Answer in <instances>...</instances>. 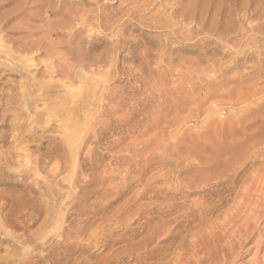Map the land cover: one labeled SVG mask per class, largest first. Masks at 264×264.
Returning <instances> with one entry per match:
<instances>
[{
	"label": "rangeland",
	"instance_id": "rangeland-1",
	"mask_svg": "<svg viewBox=\"0 0 264 264\" xmlns=\"http://www.w3.org/2000/svg\"><path fill=\"white\" fill-rule=\"evenodd\" d=\"M124 1L87 0L91 4L74 8L106 12L114 24L123 17ZM18 3L0 0V38L14 53L8 59L0 47V264L49 254L70 255V264H105L108 255H120L126 264H264V0L152 3L146 18L187 12L196 19L189 21L186 43L168 44L169 30L124 17L134 23L121 32L129 42L121 56L100 64L99 92L83 112L82 103L68 99L83 86L77 65L71 69L75 79L51 72L76 63L71 49L84 46L88 30L53 32L54 58L20 51V44L48 26L32 2L24 11ZM223 24L243 35L216 40L212 34ZM119 29L104 31V45L91 56L114 48ZM130 43L136 49L129 50ZM182 57L189 60L187 70L181 69ZM64 101L78 111L69 114L77 121L71 142L53 115ZM77 209L81 214H74ZM63 222L70 230L64 237L57 231ZM75 243L84 249L70 250Z\"/></svg>",
	"mask_w": 264,
	"mask_h": 264
},
{
	"label": "bare ground",
	"instance_id": "bare-ground-1",
	"mask_svg": "<svg viewBox=\"0 0 264 264\" xmlns=\"http://www.w3.org/2000/svg\"><path fill=\"white\" fill-rule=\"evenodd\" d=\"M71 2H69L68 0H59V3L58 5H54L51 1L49 0H19V3L17 4V8L16 9H19V11H24L25 10V7L26 6H29L30 3L32 2L33 5H35V8H38L39 9V12L37 14V16H39V19L41 21H43L44 23H46V25L48 26L47 29L43 32V34L39 35L40 33H33V38L30 40V41H27V42H23L22 44L19 45V48H20V51H25V52H32V53H36V52H45L46 54H48L49 57H52L54 58L56 56V51H58V47H56V43H51L49 41V37H51V34H56V35H59V31H62V30H73V29H77L78 31L82 30L84 27L88 30V33H89V38L86 39L83 44L84 46H79L77 48H73V50L71 49V51H73V57L75 58L76 60V63L74 65H70V71H65L63 72V70H56V71H52L51 72V75H61L62 73H65L66 76L68 75L71 79H75L74 77V74L72 72L71 69L75 68L76 65H77V68L79 69V72H77V76L82 78L84 80L83 82V86L80 87V88H76L71 94H70V97L68 98L70 102L72 103H75L77 101H79L80 103H82L83 105L80 106V112L84 111L85 110V105L86 103L88 102V100L90 98H93L94 96H96V94L99 92L97 91L96 92V89H97V82L95 81L96 80V77L100 76L101 74H103L101 72V66L100 64L101 63H104L106 61V59L108 58H113L114 56H121L122 55V50H123V53H124V46L127 44L126 40L129 42L128 39H123V34L121 32H124L126 31L127 27L129 26H133L134 23H132L131 21H128V20H123L124 17H127L128 19L132 17V19H136L138 18V20H140V23L142 25H145L147 27H151V28H156V29H159L160 31H167L169 30V34H165L164 37H165V40L166 42L168 41V44L172 41V40H175V39H179L181 41H183L184 43H186L189 39H191L190 37V29H189V24L190 22L189 21H193V20H196V19H193V16L189 15L187 12H184L183 14H180V16H176L175 18L178 20H175L174 16L173 18H163L164 16H161L157 14V16H151L150 18H146L147 15H148V11H149V8L151 6L152 3H155L157 0H129V1H124L126 3V7H124L123 9H121L120 13H124L123 14V17L119 20H115V23L114 24H111V17L106 13V12H103V11H92V10H86V9H76L74 8L76 5L75 4H80L81 6H86L88 4H91L90 2H87V0H70ZM164 1V0H163ZM141 3H143L141 5ZM75 5V6H74ZM155 5V4H154ZM156 6V5H155ZM144 7H146L145 9H143ZM152 8V7H151ZM15 9V10H16ZM148 12V13H147ZM248 12V11H247ZM175 13V12H174ZM47 14H50L49 17H47L48 19L53 17L54 19L53 20H47V18H44L43 15H47ZM117 14V13H116ZM115 14V16H116ZM112 15V14H111ZM114 15V14H113ZM15 16V15H14ZM113 17V16H112ZM167 17V16H166ZM236 17V16H235ZM196 18V17H195ZM12 19V18H11ZM206 20V18H204ZM202 20V19H197L201 21V23L199 22V24H204L205 20ZM137 20V21H138ZM176 22H175V21ZM2 22V23H1ZM209 21H207L208 23ZM1 24H3V21H0ZM5 24L7 23L6 21L4 22ZM205 24V25H208L209 24ZM217 22L214 24V27L215 28L218 24ZM8 25V23H7ZM96 26V27H93V26ZM114 25H118L119 26V32L121 33L120 37H118L116 41V45L115 47L113 48L112 46V49L109 47H106L104 48L105 51L103 50V52L101 54H99L98 56H91L92 53L96 52V51H99L102 47V44L104 43V38L101 37V34L104 32V31H107V30H111ZM204 25V28L206 27ZM216 25V26H215ZM222 25V23H221ZM220 27H223L221 26ZM225 25V24H223ZM202 26V25H200ZM26 28H32L33 26H25ZM219 27V26H218ZM220 27H219V30L216 29V33L215 34H212L210 31L209 34H212L214 36H216V40L217 38L218 39H221V40H226L228 41L227 39H229V36L230 35H233L235 33L239 34L240 35H243V32H240V30H238L236 27L232 26L231 24L230 25H225V27H223L221 30H220ZM20 29H22L23 27H19ZM34 28V27H33ZM130 28V27H129ZM207 28V27H206ZM166 29V30H165ZM178 30L179 33H175L176 31L175 30ZM202 29V27L200 28V30ZM209 29V28H207ZM199 30V32H200ZM205 30V29H204ZM203 30V31H204ZM210 30H214V29H210ZM0 31H3V28H0ZM77 31V32H78ZM112 31V30H111ZM128 31V30H127ZM202 31V30H201ZM202 31V32H203ZM54 32V33H53ZM188 32V33H187ZM125 33V32H124ZM164 33V32H163ZM167 33V32H165ZM201 33V32H200ZM97 34V35H95ZM202 34V33H201ZM117 35V34H116ZM37 36V37H36ZM245 36V35H244ZM97 38V41H92V38ZM190 37V38H189ZM243 37V36H242ZM115 38V37H114ZM117 38V37H116ZM124 38H125V35H124ZM212 39V38H211ZM210 39V40H211ZM54 41V40H53ZM170 41V42H169ZM177 41V40H176ZM180 41V42H181ZM220 41V40H219ZM218 41V42H219ZM222 41V42H224ZM113 42V41H112ZM160 42V41H158ZM173 42V41H172ZM179 42V41H177ZM189 42V41H188ZM212 42V41H210ZM217 42V43H218ZM163 42H160L159 44H162ZM216 43V42H215ZM220 43V42H219ZM234 43V42H233ZM238 43V42H237ZM237 43H234L235 45ZM157 44V43H156ZM165 44V43H164ZM239 44V43H238ZM104 45V44H103ZM112 45V44H111ZM110 45V46H111ZM184 45V44H182ZM232 45V44H231ZM130 49L129 50H133V49H136L137 47V44H134V43H130ZM159 46V45H158ZM162 46V45H160ZM164 46V45H163ZM167 46V45H166ZM186 48H187V44L185 45ZM185 46H183V48L185 49ZM234 46V45H233ZM0 47L2 48L1 51L4 52V53H7V58L8 59H13V55L14 53H9L7 50H6V47L4 46V44L2 43V40L0 38ZM55 47H56V50H55ZM202 47V46H201ZM235 47V46H234ZM237 47V45H236ZM146 48V47H145ZM190 48V47H188ZM148 49V48H147ZM183 49V50H184ZM186 50V49H185ZM237 50V49H236ZM127 51V50H126ZM125 51V52H126ZM148 51V50H147ZM229 52V50H227ZM233 51V49H232ZM238 51V50H237ZM236 51V52H237ZM131 52V53H130ZM128 53H130L131 55L133 54L132 51H130ZM135 52V51H134ZM146 52V51H145ZM149 52V51H148ZM146 52L144 53V57H145V62L147 63L148 62V56H149V53ZM164 52V51H163ZM234 52V51H233ZM60 53V52H59ZM157 53V52H155ZM233 54H236V53H233ZM163 55V54H162ZM161 55V56H162ZM228 55V54H227ZM231 55V54H230ZM47 56V57H48ZM60 56V55H59ZM159 56V57H161ZM229 56V55H228ZM164 57V56H163ZM225 57H227L225 55ZM51 58V59H52ZM127 58V57H126ZM166 58V57H165ZM185 58V57H184ZM24 59V58H23ZM87 59H90V62L88 64L85 63V61ZM162 59V58H161ZM183 59V57L181 58V60ZM22 60V59H21ZM120 60V59H119ZM143 60V59H142ZM8 62H10L8 60ZM67 63V60L65 61ZM189 62V60L187 61V58L186 59H183L182 60V63H181V69L183 68H186L187 70V63ZM62 63V62H61ZM144 63V62H143ZM166 63V62H165ZM224 63V62H222ZM148 64V63H147ZM189 64V63H188ZM171 65V64H170ZM169 65V66H170ZM59 67L61 66L60 64L58 65ZM149 66V65H148ZM159 66V65H158ZM161 66V65H160ZM202 66V65H201ZM232 66V65H231ZM64 67V66H63ZM58 68V67H57ZM52 69H55V66L53 65ZM64 69V68H63ZM182 69V70H183ZM164 70V69H163ZM225 70V69H224ZM77 71V69H76ZM119 71V70H118ZM169 71V70H168ZM109 72H107L106 74H108ZM124 74V72H123ZM163 74V73H162ZM180 74V73H179ZM193 74V73H192ZM63 76V75H62ZM105 76V75H104ZM180 82V81H179ZM178 84V83H177ZM176 85V84H175ZM212 85V84H211ZM216 85V84H215ZM205 86V85H204ZM221 87V86H220ZM146 88V87H145ZM182 88V87H181ZM209 88V87H208ZM212 88V87H211ZM216 88V86H215ZM148 89V88H147ZM219 89V87H218ZM232 89V88H231ZM246 89V88H245ZM212 90V89H211ZM210 90V91H211ZM181 91V90H180ZM209 91V92H210ZM218 91V90H217ZM232 91V90H231ZM235 91V90H234ZM189 92V91H188ZM222 92V91H221ZM168 94V93H167ZM209 94V93H208ZM210 95V94H209ZM212 95V94H211ZM243 95V94H242ZM257 96V95H256ZM153 97V96H152ZM159 97V96H158ZM165 98V97H164ZM119 99V98H118ZM121 99V98H120ZM124 99V97H123ZM67 99H65L66 101ZM106 100V99H105ZM178 100V99H177ZM62 102L60 104H57L55 107H54V111H53V115L61 118L62 122H63V125L66 129V133L68 135V140L69 142H71L73 139H74V131L76 130L77 128V121H76V118L73 117V118H69V114L73 113L74 115L78 113V111H76V109H72L68 106V104H66V102ZM120 101V100H119ZM119 101H118V104H119ZM121 101H123L121 99ZM192 102V101H191ZM254 102V101H253ZM124 103V102H123ZM121 104V105H124V104ZM127 103V102H126ZM207 103V102H206ZM94 104V103H93ZM128 104V103H127ZM168 104V103H167ZM196 104V103H195ZM105 105V104H104ZM107 105V104H106ZM135 105V104H134ZM120 106V105H118ZM196 106V105H194ZM214 106V105H213ZM105 107V106H103ZM198 107V106H197ZM99 108V107H98ZM106 108V107H105ZM195 108V107H194ZM212 108V107H211ZM91 109V108H90ZM191 109V108H190ZM203 109V108H202ZM105 110V109H104ZM107 110V109H106ZM105 110V112H106ZM173 110V109H172ZM114 110H112L113 112ZM111 112V113H112ZM95 113V111H94ZM51 113H49V116ZM107 114V113H106ZM110 114V113H109ZM123 116V115H122ZM208 116V115H207ZM160 118V117H159ZM194 118V117H193ZM213 118V117H212ZM184 119V118H183ZM182 121V120H181ZM160 123V122H159ZM158 123V124H159ZM209 123V122H208ZM90 124V123H89ZM239 124V123H238ZM82 125V124H81ZM80 127V126H79ZM208 127V126H207ZM210 127V126H209ZM125 128V127H124ZM128 130V129H127ZM120 131V130H119ZM89 133V132H88ZM180 133V132H179ZM206 133V132H205ZM84 135V134H83ZM170 135V134H169ZM168 135V136H169ZM183 135V134H182ZM126 136V135H125ZM161 136V135H160ZM164 139V138H163ZM81 143V142H80ZM83 144V143H82ZM199 147V146H198ZM76 152V151H75ZM74 157V156H73ZM193 157V156H192ZM153 158V157H152ZM151 158V160H152ZM159 158V157H158ZM124 160V159H123ZM128 160V159H127ZM159 160V159H158ZM167 160V159H166ZM122 161V160H121ZM125 162V161H124ZM146 162V161H145ZM157 163V162H156ZM153 164V163H152ZM161 164V163H160ZM148 168V167H147ZM75 169V168H74ZM74 171V170H73ZM76 173V172H75ZM77 174V173H76ZM114 174V173H113ZM97 175V174H96ZM104 175V174H103ZM122 179V178H121ZM193 179V178H192ZM135 180V179H134ZM201 182V181H200ZM198 183V182H197ZM203 183V182H202ZM201 185V184H200ZM114 187V186H113ZM191 188V187H190ZM163 189V188H162ZM161 189V190H162ZM199 189V188H198ZM213 189V188H211ZM100 190V189H99ZM190 191V190H189ZM194 191V190H193ZM121 192V191H120ZM145 192V191H144ZM118 193V192H117ZM122 193V192H121ZM125 193V192H124ZM208 193V192H207ZM68 194V193H67ZM119 194V193H118ZM117 195V194H116ZM120 195V194H119ZM118 195V196H119ZM143 195V194H142ZM142 197V196H141ZM163 198V196H161ZM182 198V197H181ZM103 199V198H102ZM161 199V198H160ZM83 201H85L83 199ZM186 201V200H185ZM201 202V201H200ZM158 203V202H157ZM77 204V203H76ZM81 204V203H80ZM27 205V204H26ZM85 205V203H84ZM185 205V204H184ZM163 206V205H162ZM77 207V205H76ZM79 207V205H78ZM85 207V206H84ZM201 207V206H200ZM11 208V207H10ZM81 209V207H79ZM83 208V207H82ZM168 208V207H167ZM143 209V208H142ZM146 209V208H145ZM69 210V209H68ZM76 210V209H75ZM99 210V209H98ZM147 210V209H146ZM165 210V209H164ZM103 211V210H102ZM128 211V210H127ZM145 211V210H144ZM28 211H26L27 213ZM97 212V211H96ZM123 212V211H122ZM153 212V211H152ZM25 213V214H26ZM74 213V212H73ZM90 213V212H89ZM147 213V212H145ZM151 214V212H149ZM163 213V211H162ZM161 213V214H162ZM168 213V212H167ZM172 213V212H171ZM184 213V212H183ZM23 214V213H22ZM74 214H81L79 213L78 209H77V212L75 211ZM83 214V212H82ZM124 212L121 214L119 213V215H123ZM154 214V213H153ZM166 214V213H165ZM30 215V214H29ZM125 215V214H124ZM127 215V214H126ZM141 215V213H140ZM147 215V214H146ZM160 215V214H159ZM88 216V215H87ZM152 216V215H151ZM150 216V217H151ZM157 216V215H156ZM165 216V215H163ZM123 217V216H122ZM154 217V216H153ZM152 217V218H153ZM161 217V216H160ZM118 218H121V217H118ZM148 218V217H147ZM155 218V217H154ZM158 218V216H157ZM205 218V217H204ZM116 219V218H115ZM161 219V218H160ZM159 219V220H160ZM201 219V218H200ZM150 220V219H148ZM157 220V219H156ZM166 220V219H165ZM171 220V219H170ZM173 220V219H172ZM74 221V219H73ZM152 221V220H151ZM158 221V220H157ZM156 221V222H157ZM87 222V221H86ZM136 222V221H135ZM149 222V221H147ZM146 222V223H147ZM159 222V221H158ZM169 222V221H168ZM153 223V222H152ZM167 223V222H166ZM165 223V224H166ZM173 223V222H172ZM139 224V223H138ZM142 224V223H141ZM168 224V223H167ZM64 225V222L62 223V225L58 226L57 228V231H61V235L59 234V236H62L64 237L66 235L67 232H70L69 231H66L65 227L63 226ZM71 226V223L68 224ZM143 225V224H142ZM142 225H140L142 227ZM105 226V225H104ZM149 226V225H148ZM170 227V225H168ZM180 226V225H179ZM144 227V226H143ZM142 227V228H143ZM181 227V226H180ZM146 228V227H145ZM168 227H166L167 229ZM140 229V228H139ZM157 229V228H156ZM156 229L154 230V234L152 235H156ZM171 228H169L168 230H170ZM182 229V228H181ZM184 229V228H183ZM190 229V228H189ZM130 230V229H129ZM134 230V229H133ZM165 230V228H164ZM177 230H180V229H177ZM175 231V230H174ZM173 231V232H174ZM201 231V230H200ZM110 232V231H109ZM127 232V231H126ZM131 232V231H130ZM164 231H162L163 233ZM169 232V231H168ZM167 232V233H168ZM172 232V233H173ZM177 233V231H175ZM174 232V233H175ZM33 233V232H32ZM37 233V232H36ZM73 233V232H72ZM76 233V234H75ZM74 234H75V237H76V240H79L80 236L82 235L81 233V230L80 231H76ZM123 233V232H122ZM129 233V232H128ZM167 233L165 234V236L167 235ZM127 234V233H126ZM144 234V233H143ZM151 234V233H150ZM169 234V233H168ZM132 235V234H131ZM149 235V234H148ZM164 235V234H163ZM162 236V235H161ZM61 237V238H62ZM120 237V236H119ZM118 237V239H119ZM135 237V236H134ZM133 237V238H134ZM138 237V236H137ZM163 237V236H162ZM161 237V238H162ZM168 237V236H167ZM167 237H166V240L167 241ZM122 238V237H121ZM155 238V237H154ZM199 238V237H198ZM123 239V238H122ZM136 239V238H134ZM146 239V238H145ZM29 240V239H28ZM131 240V238H130ZM123 241V240H122ZM134 241V240H133ZM136 241V240H135ZM150 244V243H148ZM147 244V246H148ZM159 244V243H158ZM157 244V245H158ZM146 245V244H145ZM151 245V244H150ZM155 245V244H154ZM160 245V244H159ZM135 246V245H134ZM261 246V245H260ZM136 247V246H135ZM151 248V247H150ZM155 248V246H154ZM73 249L74 251H78V250H83L84 247L81 246L79 243H75L73 246L70 247V250ZM147 249V248H146ZM165 249V248H163ZM162 249V250H163ZM148 251V250H147ZM152 251V250H151ZM184 251V250H183ZM141 252V250H140ZM162 252V251H161ZM191 253V252H190ZM110 254V253H109ZM142 254V253H141ZM153 254V253H152ZM201 255V253H199ZM146 255V254H145ZM152 256V255H151ZM161 256V255H160ZM184 256V255H183ZM47 257H52L50 254L48 256H32V255H29L26 257V259L24 261H22L20 264H35L39 261H43L45 259H47ZM70 255H65L59 259H56L54 257H52L53 259H49L47 261L48 264H70V259H69ZM100 257V256H99ZM111 255H108L106 256L102 261L105 262V264H126V262H124V257L123 258H120V255L115 257L114 259H111L113 258V256L111 257ZM163 257V256H162ZM148 258V257H147ZM161 258V257H160ZM201 258V257H200ZM209 258V257H208ZM97 259H98V256H97ZM9 261H14V259H8ZM137 260V259H136ZM135 260V261H136ZM144 260V259H143ZM155 260V259H154ZM178 260V259H177ZM176 260V262H177ZM21 261V260H20ZM126 261V260H125ZM130 261V260H129ZM164 261V260H163ZM179 261V260H178ZM182 261V260H181ZM195 261V260H194ZM202 261V259H201ZM62 262V263H61ZM75 262V261H74ZM77 262V261H76ZM143 262V261H142ZM145 262V260H144ZM152 262V261H151ZM155 262V261H154ZM153 262V263H154ZM175 262V260H174ZM214 262V261H213ZM212 262V263H213ZM78 263V262H77ZM130 263V262H129ZM149 263V262H148ZM147 263V264H148ZM158 263V262H157ZM202 263V262H201ZM204 263V262H203ZM73 264V263H72ZM75 264V263H74ZM78 264H90V262H85V263H78ZM143 264V263H142ZM159 264V263H158ZM178 264V263H177Z\"/></svg>",
	"mask_w": 264,
	"mask_h": 264
}]
</instances>
